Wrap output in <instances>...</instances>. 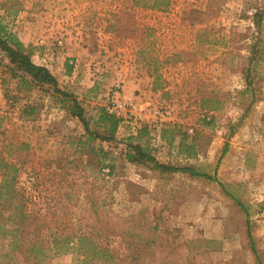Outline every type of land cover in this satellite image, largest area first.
I'll use <instances>...</instances> for the list:
<instances>
[{"label":"rangeland","instance_id":"obj_1","mask_svg":"<svg viewBox=\"0 0 264 264\" xmlns=\"http://www.w3.org/2000/svg\"><path fill=\"white\" fill-rule=\"evenodd\" d=\"M0 25L89 129L50 87L19 90L0 52V154L61 199L71 183L77 231L118 232L108 264H264V0H0ZM117 98L143 121L91 139ZM129 143L216 181L131 164Z\"/></svg>","mask_w":264,"mask_h":264},{"label":"trees","instance_id":"obj_2","mask_svg":"<svg viewBox=\"0 0 264 264\" xmlns=\"http://www.w3.org/2000/svg\"><path fill=\"white\" fill-rule=\"evenodd\" d=\"M155 5V4H154ZM0 52L7 59V73L17 80L18 89L30 91L39 86H48L53 95L69 115L77 117L89 132L88 122L80 103L67 92L60 89L57 78L45 66L33 62L31 53L15 36L3 30L0 25ZM99 121L106 127V135L97 132L89 133L91 139L112 140L117 132L119 121L101 111ZM125 152L127 162L147 165L160 173H184L192 177H201L216 181L213 176L199 172L192 166L174 167L158 162L147 148L140 144L129 143ZM14 162L10 155L0 154V264H49L50 260L60 254L72 253L77 250L84 256V264H101L117 261V256L110 249L111 234L118 233L113 226L99 230L97 240L83 231H77L73 208L77 198L73 195L71 183H67L64 199L50 191L53 183L26 177L20 180L21 167ZM53 184V185H52ZM58 184V183H56ZM222 189L224 186L219 184ZM55 190L59 189L57 185ZM226 192V190H224ZM226 194L239 203L231 194ZM93 209L97 207L92 203ZM66 208L65 212L59 211ZM96 210V209H95ZM94 210V216L97 214ZM96 228V227H94ZM115 237L118 236L115 234ZM101 234V235H100ZM251 248L257 254L252 238ZM133 254L136 247L130 246ZM112 249H115L114 247ZM133 264H139L133 256ZM257 264H260L259 258Z\"/></svg>","mask_w":264,"mask_h":264},{"label":"built area","instance_id":"obj_3","mask_svg":"<svg viewBox=\"0 0 264 264\" xmlns=\"http://www.w3.org/2000/svg\"><path fill=\"white\" fill-rule=\"evenodd\" d=\"M131 107H133L131 102L123 98H117L109 107L106 108L105 112L116 118L121 126L132 125L133 122L139 124L143 121V116L141 114L133 116L130 110Z\"/></svg>","mask_w":264,"mask_h":264},{"label":"crops","instance_id":"obj_4","mask_svg":"<svg viewBox=\"0 0 264 264\" xmlns=\"http://www.w3.org/2000/svg\"><path fill=\"white\" fill-rule=\"evenodd\" d=\"M47 67V66H46Z\"/></svg>","mask_w":264,"mask_h":264}]
</instances>
